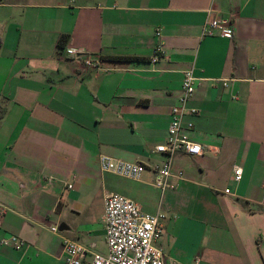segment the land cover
I'll return each instance as SVG.
<instances>
[{
	"label": "crops",
	"instance_id": "1",
	"mask_svg": "<svg viewBox=\"0 0 264 264\" xmlns=\"http://www.w3.org/2000/svg\"><path fill=\"white\" fill-rule=\"evenodd\" d=\"M210 18L233 38L204 35ZM0 40V264H63L64 240L98 249L107 192L163 214L165 264H264V0H4ZM190 69L185 132L203 152L173 157L160 190L154 146ZM100 154L143 163L141 179L101 172Z\"/></svg>",
	"mask_w": 264,
	"mask_h": 264
},
{
	"label": "built area",
	"instance_id": "2",
	"mask_svg": "<svg viewBox=\"0 0 264 264\" xmlns=\"http://www.w3.org/2000/svg\"><path fill=\"white\" fill-rule=\"evenodd\" d=\"M233 28L229 21L210 18L203 27L204 35H219L233 38ZM73 57H79L85 52L80 48H72ZM163 53L161 45L157 46L151 59L157 60ZM85 64L97 67L99 58L86 57ZM200 78L193 70L183 74L181 95L177 103L170 108V121L165 139L154 146V152L162 153L166 160L155 168L153 184L160 190L173 187L169 183L171 176V159L178 154L195 156L202 154V146L193 140L186 132L192 128L193 122L186 120L187 115H194L197 109L187 106L188 100L194 94ZM99 169L103 173L130 179L140 180L145 165L140 162L127 161L106 154L98 158ZM242 175L241 167L233 168L232 179L239 181ZM226 193L229 189L224 190ZM104 238L106 249L98 250L94 244L85 246L82 243L64 240L63 264H165L164 253L158 244L163 233L160 211L148 213L132 199L117 192H107L103 197ZM57 231V227L50 228ZM4 245L19 247L21 240L16 235L1 239Z\"/></svg>",
	"mask_w": 264,
	"mask_h": 264
},
{
	"label": "trees",
	"instance_id": "3",
	"mask_svg": "<svg viewBox=\"0 0 264 264\" xmlns=\"http://www.w3.org/2000/svg\"><path fill=\"white\" fill-rule=\"evenodd\" d=\"M4 0H0V3ZM69 35L68 34H62L60 35L58 41H57V47L62 49L66 46L68 41ZM0 46H1V40H0ZM142 57H136V56H122V55H108L105 56L104 59L111 60V61H129V60H136L141 59Z\"/></svg>",
	"mask_w": 264,
	"mask_h": 264
},
{
	"label": "rangeland",
	"instance_id": "4",
	"mask_svg": "<svg viewBox=\"0 0 264 264\" xmlns=\"http://www.w3.org/2000/svg\"><path fill=\"white\" fill-rule=\"evenodd\" d=\"M100 189H101L100 183L96 182V188H95V190H97V194H98V192H100ZM97 243H98V246L97 247H98L99 250H105L104 238L103 239L100 238Z\"/></svg>",
	"mask_w": 264,
	"mask_h": 264
}]
</instances>
